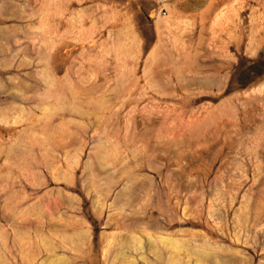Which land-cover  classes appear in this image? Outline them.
Wrapping results in <instances>:
<instances>
[{
  "label": "rangeland",
  "instance_id": "rangeland-1",
  "mask_svg": "<svg viewBox=\"0 0 264 264\" xmlns=\"http://www.w3.org/2000/svg\"><path fill=\"white\" fill-rule=\"evenodd\" d=\"M0 264H264V0H0Z\"/></svg>",
  "mask_w": 264,
  "mask_h": 264
}]
</instances>
